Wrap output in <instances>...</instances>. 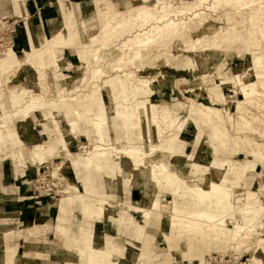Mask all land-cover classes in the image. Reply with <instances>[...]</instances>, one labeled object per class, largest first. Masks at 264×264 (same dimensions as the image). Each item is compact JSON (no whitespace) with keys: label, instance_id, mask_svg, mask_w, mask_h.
I'll use <instances>...</instances> for the list:
<instances>
[{"label":"rangeland","instance_id":"1","mask_svg":"<svg viewBox=\"0 0 264 264\" xmlns=\"http://www.w3.org/2000/svg\"><path fill=\"white\" fill-rule=\"evenodd\" d=\"M6 1L0 0V18L7 16L11 22L22 18L27 24L26 19L30 17L22 14V7L21 15H17L12 1ZM99 1L101 0H83L82 4H74L73 7L68 2L63 19L59 20L54 32L43 36V39H52L59 32L62 34L30 55L16 51V59L20 62L13 67L0 69V203L11 196L22 202L26 209L19 221L29 228L20 232L17 220L5 211L0 213V264H66L72 256L69 252L76 255L73 248H67L65 233L47 234V230H42V239L34 237L35 229L39 228L34 226L39 223L35 222V209L41 206L49 208L53 221L59 215L58 206H65L67 212L72 209L67 214L66 223L70 225L74 221L78 239H92L93 244L101 243L106 248L112 245L122 259L131 264H136L137 259L125 248L136 250L141 248V244L133 245L129 240L120 241V238H125L128 234L135 235L138 240L151 238L150 247L157 243L156 249L152 251L155 256H149L151 261H147L150 264H205V259L209 256L217 261L225 258L229 262L231 259L232 262L228 264H264V260L260 263L253 261L256 240L264 237L261 228H264V217H260L258 229L252 239H242L238 245L232 246L230 241H201L190 247L191 252L183 244L187 233H182L184 240L179 241L178 248H172L160 235V232L171 234L172 228L169 224L161 223L159 219H152L147 224L143 215H137L131 208L129 213L136 217L134 225L125 217L128 213L127 207L135 206L141 199L155 197L163 204L176 199V206L183 210L184 215L200 208L211 210L218 216L227 214L225 219L228 220L226 224L230 229L233 224L229 221L237 220L244 224L250 215L245 214L242 208H236L232 212L200 206L195 196L188 192L191 191L188 185L183 187L179 195H174L166 186L149 187L146 181L129 176L132 165L125 154L114 153L115 157H123L119 163H115L114 157L110 159L116 174L103 164L100 169L96 164L91 167L81 166L72 161L73 157L69 155L79 153L80 157H85L88 154L85 150H80V146L85 145L90 149L94 145H101L99 127L95 124L101 110L110 114L106 116L103 130L105 145L117 142L124 149L132 146L143 152H148L151 142L159 146L162 141L169 140L170 135L177 134L178 129L185 126L183 121L189 119L188 134L183 136L189 142L188 151L182 150L179 157L184 158L185 154L194 153L195 158L200 159L197 163L206 166L208 161H231L238 169L245 167L243 178L237 180L236 177H229L231 184L239 187V182L243 189L264 193V109L246 110L250 123L246 124L237 118L233 104L243 99L240 94H234L240 85L237 89L232 84L224 85L222 88L225 100L210 93L214 86L221 84L218 77L234 79L236 67L242 65L250 68L245 76L252 77L246 79L249 81L243 86L254 84L258 91H262L260 83L264 82V0H208L206 6L209 9L202 7L196 11L190 10L184 15L172 13L169 20L161 22L158 19L161 14L154 11L156 5L162 6L159 2L169 3L180 11L196 0H112L116 5L110 0H104L103 9H100L103 4H99ZM8 3L15 14L2 9L3 4ZM78 5L88 6L89 14L83 16L84 19L76 15L68 19L71 10L78 14ZM141 8L154 13L155 18L129 23L127 17H136ZM69 20L71 22L66 28ZM66 47L69 50L67 52ZM149 47L152 48L150 52ZM4 57L6 54L0 56V62ZM255 57L262 58L260 66L256 65ZM187 58L192 59L197 67L184 71V61ZM65 59L74 66L65 64ZM204 64L207 70H212L207 73V78L202 72ZM130 77L152 83L145 88V93L136 90L131 84L126 92L123 81ZM113 94L117 96L112 98ZM127 96V103L140 102L147 106L140 124L146 135L144 140L131 136L125 129ZM98 97L101 101L103 99V104H97L99 106L95 104ZM261 101L263 103L264 99ZM39 103L50 105L51 108L43 109ZM114 105L118 107L120 115H116ZM204 107H210L213 111ZM195 110L198 113L202 111L204 116L209 114L213 125L204 124L202 118L200 121L193 120L191 112ZM166 111H173L181 117L173 128L169 126L168 120L163 119ZM74 112L84 114L85 117L79 118ZM154 116H157V121L153 123L156 134L149 129L150 118ZM217 128L222 131L216 130ZM216 131L219 132L218 135L215 134ZM221 139H227L224 147ZM197 140L199 143L193 148V143ZM17 145L22 147L21 152L19 148L13 151ZM63 146L67 150H60ZM25 148L35 156L28 161L27 168L31 169H27V176L22 178L25 173L16 169L20 167L14 157L17 155L15 152L21 154ZM215 152L219 154L216 158ZM35 153L40 154L37 156ZM257 153L258 156L262 154L263 158L257 159ZM172 169L174 168H169V171ZM182 171L185 175L190 172L192 174V170L186 168H182ZM221 174L226 176L223 172ZM24 180H28L24 186L28 191L22 185ZM103 184H107V191L98 190L99 185ZM74 186L79 190L75 191ZM132 188H139L137 190L140 194L134 195L132 190V204L124 203V207L122 204L126 200L123 191L128 192ZM89 197L103 200L102 203L98 202L103 207L100 213L87 215L82 212L80 200L89 203L90 210L98 205L96 200ZM68 198H72L74 202L69 203ZM261 200L264 204V197ZM27 205L32 207L28 209ZM137 225L145 226L143 233L139 232ZM21 238L25 240H20ZM55 241L57 245L52 244ZM134 252L137 254V251ZM140 262L143 263L142 260Z\"/></svg>","mask_w":264,"mask_h":264},{"label":"bare ground","instance_id":"2","mask_svg":"<svg viewBox=\"0 0 264 264\" xmlns=\"http://www.w3.org/2000/svg\"><path fill=\"white\" fill-rule=\"evenodd\" d=\"M236 1L238 0H235V2ZM159 3L162 6L158 7V5H156L155 9L154 8L153 9L155 12L161 14V15H158L159 16L158 19L160 22L169 20L168 17L172 13H177L176 15H184L190 10L196 11V10H200L202 7H206L209 9V7L206 6V4H208V0H196L195 2L190 3L185 10H180V11H178L177 8H173L169 3L168 4H165L164 2H159ZM195 15L199 16V14H194V16ZM149 17L155 18L154 13L144 8H141L140 11L137 13L136 17L128 16L127 21L129 23L134 24L138 20L143 21ZM12 50L13 49L11 46V42H8V44L3 43L2 49L0 50V56H3L6 54V57H4L2 59V62H0V69H6L9 67H13L20 62L19 60L16 59L17 54ZM150 50H152V48L149 47L148 52H150ZM253 55L255 56L256 54H253ZM187 59L184 61V71L187 69H192V68L197 67L195 66V63L192 59L190 58H187ZM261 59H262L261 57H255L256 65H259V66L261 65ZM246 66L247 65L236 67L234 79H224L223 77H218L220 79L221 84L214 86V88L210 90V93H212L213 95H215L217 98L221 100H225L222 87L227 84L229 85L232 84L236 88L238 87V85H240L241 87H239L237 91L235 90L234 94L235 95L240 94L243 99L242 100L238 99L239 101L233 102L234 110L236 111L237 118L240 121L245 122L246 124H250L249 121L247 120V116L245 112L249 108L264 109V104H263L264 102L261 103L262 102L261 100L264 99V82L260 83L262 91H258L255 88L254 84L243 86L245 82L249 81L246 79L252 78L251 76L250 77L245 76V74L247 75L249 73V69H250V68H247L248 66L247 67ZM203 69L204 70L202 72H204L203 73L204 77L207 78V75H208L207 73L209 72L211 73L212 70L211 69L207 70V66L205 64H204ZM98 73H101V71ZM129 75L130 74H125V76H129ZM259 77L262 78L260 75ZM151 83L152 82L143 81V80H140L134 77H130L129 79L127 78L124 79L123 87H124V90L127 92L129 89V85L131 84V85H134L136 90L143 91L145 93V88L150 86ZM128 100H129V97L127 96L126 102H125L127 113L124 115L127 120L125 123V129L127 130L128 133L131 134V136L134 135L137 139L144 140L146 138V135H144V131L141 128L140 124L143 122V116L145 115L147 111V106L140 102L127 103ZM100 101L101 99L98 97L96 99L95 104L96 105L97 104L100 105V103L103 104V99L101 102ZM230 104H232V102ZM39 106L43 109L51 108L50 105H44L43 103H39ZM204 108L206 110L213 111L210 107H204ZM114 110H115L116 115H120V112L118 111V107H115V105H114ZM191 113H192L191 118L195 121H200V119L202 118V120H204V124L206 125L208 124L213 125L214 123L211 120L209 114L204 116L202 114V111L198 113V111L196 110ZM75 114L79 118L85 117L84 114H81L79 112ZM109 115H110L109 112H107L106 110H101L99 115L96 117V120H98V122H96L95 124L97 127H99V134H100L99 143L101 145H94L90 149H88V147H86L85 145L80 146L79 149L82 151L85 150L86 154L88 155L85 157H80V155H78L79 153L78 154L71 153L69 155L73 157L72 161L78 162L81 166H84V167H91L94 164H96L97 168L100 169V167L103 164L106 167H109L110 169H112L111 164H110L111 162L110 159L114 157L113 160L115 161V163L116 162L119 163L120 159L123 158V157L119 158L117 156L115 157L114 153L125 154L127 155L128 159L131 162L130 164L132 165L131 166L132 171L131 173H129L130 174L129 176L136 178V180L139 179L142 181L143 180L146 181L148 183L147 186L149 187L151 185L153 186V188L155 187L161 188L163 186H166L167 188L171 189L174 195H177V194L179 195L181 194L183 187L188 185V187L190 186L189 188H191V191H188V192H191L195 196L197 204L200 206H205L208 209L222 208V209H225L226 211H232V212L234 211V209L236 210V208L237 209L242 208L245 214L250 215L247 223H244V224L240 223L237 220L229 221V223L233 224V227L230 229L227 227V224H226V221L228 220L225 219V215L227 217V214H223V215L221 214V216L220 215L218 216V215H215L211 210H203L199 207L200 208L199 210H196L191 213H188L187 215H184L183 210L176 206V203H177L176 199L168 204H163L158 201V198L154 197V198H148V199H141L135 207H132V206H129V208L127 207L126 211L128 213L125 216L126 218H129V220L133 222L132 218L129 215L130 214L129 211L132 208L134 212L141 213L144 216L147 224L150 223V220L152 219L153 221L155 219L157 220L159 219L161 223L169 224L170 227L172 228L171 234L160 232V235L166 239L167 243L172 248H178L179 241L181 242V240H184L182 238L183 236L182 233H187L185 236L186 239L183 241V244L185 247L193 245L194 243H197V242L200 243L201 241L209 242V240L210 242L211 240L212 241L213 240L214 241H225V243L230 241L233 246V245H238L239 241L242 239H245V240L252 239L251 237L256 234V231L258 229L257 223L259 222L260 217H264V204L262 203V200H261V198L264 197V193L263 192L259 193L256 191H252L250 189H243V187L240 186L239 182L237 183L239 184V187H236L234 186L233 183L232 184L230 183V180H228L229 177H236L237 180H239L240 178H243V176H245V167L238 169L236 168V164H234L231 161L224 162V163L223 162L218 163V161H216V163L213 161H208V163H206L208 164V168L201 169L196 164L197 162L200 161V159L195 158L194 154H191V155L185 154L184 158L179 157V153L182 152V150H184V143H185V142L183 143V140L181 138V133L184 130L182 128L178 129L177 134L173 136L170 135L171 137L169 140L162 141V144L159 146H157L156 144H153L154 142L152 143L150 141L152 145L150 149L148 150V152L140 151V148H136L132 146L128 147L127 149H124L117 142H114V144L112 145L106 146L104 143L105 139H104L103 130H104V125L106 124L105 122L106 116L108 117ZM180 118L181 117L176 115L173 111H166L163 116L164 120H168L170 122L169 126H171L172 128L176 126V123L178 122ZM150 121H151L150 122L151 125L149 129H151L150 131L153 134H156L155 124L153 123L157 121V116L151 117ZM188 121L190 120L187 119L186 121H183L185 123L184 125H186V122ZM73 125H76V123H73ZM158 126L156 128H158ZM220 129L221 128L219 129L217 128L216 130H220ZM221 131L222 130H220V132ZM13 134H15V131H13ZM215 134L218 135L219 132L216 131ZM216 138L219 139L218 136H216ZM225 140L227 141V139ZM225 140L221 139L222 147H224L226 144ZM197 142L199 141L197 140ZM17 148L20 149V152L22 151V147L20 146L13 148V151L17 150ZM23 150L24 151L21 154L15 152V154L17 155L14 158H15V161L18 167L27 168L28 161L32 160L33 156L35 155H33V152L29 151L28 148H25ZM60 150L64 151L67 149H65V146H63L62 148H60ZM109 150L112 152H110ZM35 154L38 156L40 153L39 154L35 153ZM41 154H44V152H42ZM258 154L259 153L256 154L257 155L256 158L262 159L263 158L262 154L261 156H258ZM214 155L216 156L217 153L215 152ZM171 167H173L174 169H172V171H169V168ZM182 168H186V170L187 169L192 170V174L191 172L189 175L183 174ZM119 169L123 170L122 167L120 166H119ZM200 169L203 175L198 176L197 172H199ZM208 170L213 171V173H210V174L207 173L206 171ZM112 172H113V169H112ZM222 172L226 175L224 177H227V178H224L222 176L221 174ZM113 173L116 174V172H113ZM73 188L75 191L79 190L76 186H74ZM89 199L91 200L94 199L97 201V203L103 202V200L98 201L97 197L96 199L93 197H89ZM68 202L73 203L74 201L72 200V198L71 200L68 198ZM79 203L82 205V212L87 215L90 213H94V214L100 213L101 210H103V207H101L99 203L98 205L95 206L96 208H93L92 210H90L89 203L86 202L87 203L86 204L83 200H80ZM64 220L65 219L63 217L60 218V222H63ZM134 225L136 224L134 223ZM137 227L139 228V232L143 233L145 227L142 225H137ZM148 228L151 229L152 231L154 230V228L152 227H148ZM261 228L264 233V228L263 227ZM76 234H77V229L72 231L71 235L67 236L68 238H67L66 246L67 248H73L76 251V255H73V253L69 252L70 254H72V256L66 264H131L129 261H125L126 259L125 260L122 259L118 250L115 249L114 246L111 245L106 248L101 243L95 245L93 244L94 242H91L92 239L88 240L87 238H84L80 240L78 239ZM256 243H257V247L255 249V255L253 257V261L260 263V261L264 260V237L257 238ZM206 244L209 246L208 243ZM205 261H206L205 264H228L232 262L231 259L229 260V262H227L225 258L221 259L220 261H217L216 259L214 260V257L212 258L211 256L205 259Z\"/></svg>","mask_w":264,"mask_h":264},{"label":"crops","instance_id":"3","mask_svg":"<svg viewBox=\"0 0 264 264\" xmlns=\"http://www.w3.org/2000/svg\"><path fill=\"white\" fill-rule=\"evenodd\" d=\"M11 1L14 4V8L16 10V14L17 15H21V7H22V14L24 16H29L31 18V20H30V18L26 19L27 24L24 22V20L22 18H19V20L16 19V20L12 21L14 29H15V33L13 34L12 45H11L12 49H13V51L15 53H16V51H21L22 54H24V55L25 54L30 55L31 52L39 51L40 48H43L47 43H49L51 40H54L57 36H59V34L61 32L54 34L52 39H43V36L46 37L47 34L51 35L52 32H54L55 27L58 26L59 20L63 19V15L65 14V9H66V6L68 5V2L71 4V7H73L74 4H76V5L77 4H82L81 2H83V0H11ZM110 1L114 5H116V3H114L112 0H110ZM5 2H7V1L5 0ZM99 2L98 3L101 4L102 2H104V0H101ZM102 4H103V6L100 7V9L104 8V3H102ZM2 9L7 11V12H9V13L12 12V13L15 14L14 9L13 8L11 9V7L9 6V3L8 4H3ZM77 12H78V14L76 13L75 10H71L69 12L68 19H70L71 17H73L75 15L79 16V17L82 16V19H84L83 16L89 14V8H88V6L86 7V5H78ZM95 15H96V12H95ZM16 17L17 16H15V18ZM70 22H71V20H69V23L66 26V28L69 26ZM61 42L62 41H60V43ZM67 49H68V47L65 48V51ZM28 50H30V51L27 52ZM65 51H63V54H64ZM67 51H69V50H67ZM16 54H18V53H16ZM22 54H21V56H22ZM64 63L68 64V65L69 64L73 65V63L71 61H66V59H65ZM115 95L116 94H113L112 98ZM189 122L190 121L186 122V125L182 128L184 130L181 133V137H183L185 134H188V127L190 125ZM183 141L185 142V143L184 142L183 143H184V150L186 152V151H188V143L189 142L186 141L184 139V137H183ZM198 143L199 142H196V143L194 142L193 143V148L197 147ZM218 155L219 154H217L216 156L218 157ZM216 156L214 155L215 158H216ZM196 164L201 169L208 168V166H206V165H203V164H200V163H196ZM254 168L256 170V166ZM4 169L5 168L3 167V170ZM16 169L23 170V172L25 174H24V176H21L22 178L27 176L26 171H27L28 168H22V167L21 168H17L16 167ZM30 169H28V171ZM201 169H200L199 172H197L198 176L203 175V173L201 172ZM206 172L210 174L211 170L210 171L208 170ZM27 183H28V180H24V182H22L23 187ZM24 189L26 191H28V188L24 187ZM137 189L138 188H132V189H129L128 192L127 191L126 192L123 191V195H124V198L126 200V201L123 202V204L124 203L132 204V200L130 198L131 191L134 190V192H135L134 195H136L137 193L140 194ZM98 190L107 191V184H103L101 186L99 185V189ZM4 192H6V191L4 190ZM36 192H37V189H36ZM124 193H126V194H124ZM169 195L172 196L173 194H170V192H169ZM118 197L121 198L120 196H118ZM27 198H30V197H27ZM137 203H136V205H137ZM123 206H126V204H124ZM131 206L135 207L133 205H131ZM30 207H32V206L31 205H27L28 209ZM58 207H59V215L55 218L54 221L50 217L49 208L41 206V207L35 209L36 210V213H35L36 221L35 222L36 223L39 222L36 225L34 224V226H38L39 227V228H36L35 231H34V233H35L34 237H36V239H39V238L42 239V235H41V231L42 230L43 231L47 230V232H48L47 234H49L50 232H52L53 234L54 233H57V234L58 233H65L66 236L71 235L72 231L76 230L75 225L73 223L74 221L73 222L71 221L70 225H68V223H66V220L68 219L67 214L71 213L72 209H69V211L67 212L65 206H61V207L58 206ZM25 209L26 208L23 205V203L22 202L21 203L18 202V199L14 198L13 196L7 197V199L3 200L0 203V213L5 211V212L10 214V217H12L15 220H17V222L16 221L15 222L18 224V229H19L20 232H25L26 229H29V228L26 227L25 224H22L19 221L20 218H21V214H22V212ZM129 212H131V211H129ZM129 215L132 218L133 222H131L129 220V218H126V219L129 222L134 224L135 220H136L135 215L131 214V213ZM137 215H139V213ZM62 217L65 220L63 222H60V218H62ZM84 219H86V218H84ZM71 220H74V219H71ZM0 223H1V221H0ZM61 229H62V231H61ZM122 237H124V236H122ZM125 238H120V241L129 240L130 243H131V241L133 242V245H135L134 243L141 244V248H138L136 250L135 249L131 250V248H129V247L125 248L126 250H129V251L132 252V254H133L132 256L133 257H136V259H137L136 260L137 261L136 264H140L141 262L139 263V261H141V260L143 262L141 264H146V263H149L151 261L149 256L151 257V256L154 255V253H152V251L156 249L157 243L154 245V247L153 246L150 247L151 246L150 241L152 242L151 238L150 239L147 238V239L138 240L136 238V236L133 235V234H128L127 236H125ZM22 239H24V238H21L20 240H22ZM52 244L57 245V242L55 241V243H52ZM196 244L197 243H194L193 245L187 246L186 247V248H188L187 250H190V247H194ZM15 245L19 247L18 243L17 244L15 243ZM18 247H17V250H18ZM134 251H137V254ZM190 251L192 252V250H190ZM147 261H149V262H147ZM154 264H166V263H154Z\"/></svg>","mask_w":264,"mask_h":264},{"label":"built area","instance_id":"4","mask_svg":"<svg viewBox=\"0 0 264 264\" xmlns=\"http://www.w3.org/2000/svg\"><path fill=\"white\" fill-rule=\"evenodd\" d=\"M14 33L13 22L7 16L0 18V50L2 49L3 43L8 44V42H11L12 45Z\"/></svg>","mask_w":264,"mask_h":264}]
</instances>
